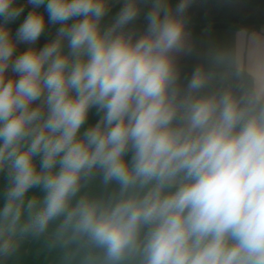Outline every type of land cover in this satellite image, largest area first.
Instances as JSON below:
<instances>
[{"label":"clouds","instance_id":"obj_1","mask_svg":"<svg viewBox=\"0 0 264 264\" xmlns=\"http://www.w3.org/2000/svg\"><path fill=\"white\" fill-rule=\"evenodd\" d=\"M111 2L26 0L13 35L25 6L0 0V264L42 237L78 264H264V79L182 85L193 0H123L104 27ZM96 179L115 188L82 194Z\"/></svg>","mask_w":264,"mask_h":264},{"label":"trees","instance_id":"obj_2","mask_svg":"<svg viewBox=\"0 0 264 264\" xmlns=\"http://www.w3.org/2000/svg\"><path fill=\"white\" fill-rule=\"evenodd\" d=\"M17 3L23 4L25 7L24 12L8 24L10 28L14 29V32L32 10V6L28 5L26 0H17ZM178 3L179 0H170L173 7ZM122 5L121 1L112 0L110 10L103 18L102 24L109 26ZM150 7V3H142L140 5V15L129 25V28L135 29L138 34H142L147 28L148 22L145 19V14L150 10ZM38 11L43 12L47 20L45 6L42 5ZM186 20V29L193 34L192 49H195L202 36V29L205 27L229 26L238 28L247 26L259 29L264 26V0H193L186 13ZM56 25L59 24L48 23L45 31ZM178 66L180 69V82L182 85H186L187 79L191 77L194 68L186 65L183 61H180ZM234 84L238 86L242 84L244 87L249 88L251 79L246 73L241 72V80L238 81L235 78ZM99 118L100 114H97L96 109L93 108L89 113L87 123L84 125V130L94 125ZM6 184V173H0V206L3 204V190ZM114 188L115 185L105 188L100 180L96 179L82 189V194L87 193L93 197H101L108 195ZM32 191L42 195L40 189H33ZM7 264H78V261L65 260L63 250L59 246L49 247V242L42 237L40 239L29 238L24 240L17 254Z\"/></svg>","mask_w":264,"mask_h":264},{"label":"crops","instance_id":"obj_3","mask_svg":"<svg viewBox=\"0 0 264 264\" xmlns=\"http://www.w3.org/2000/svg\"><path fill=\"white\" fill-rule=\"evenodd\" d=\"M56 25L45 31L34 45L37 48L43 47L49 40L54 38ZM102 26L107 27L102 24ZM189 42L193 45V34L190 30ZM14 35V29L11 28ZM32 45L21 43L17 47V54L23 52ZM223 54V62L219 65H210L209 54ZM183 61L186 65L194 69L199 65L211 67L217 79L214 85L221 80L234 84L235 78L241 80V72L246 73L251 79V87L259 80L264 79V26L259 29L252 27L233 28L229 26H213L202 29V36L198 46L190 54L180 55L178 63ZM237 71V73H235ZM240 87H244L242 84Z\"/></svg>","mask_w":264,"mask_h":264},{"label":"rangeland","instance_id":"obj_4","mask_svg":"<svg viewBox=\"0 0 264 264\" xmlns=\"http://www.w3.org/2000/svg\"><path fill=\"white\" fill-rule=\"evenodd\" d=\"M116 1H121L122 3H123V0H116ZM231 83V82H230ZM84 130V126H83V128H82V131Z\"/></svg>","mask_w":264,"mask_h":264},{"label":"water","instance_id":"obj_5","mask_svg":"<svg viewBox=\"0 0 264 264\" xmlns=\"http://www.w3.org/2000/svg\"><path fill=\"white\" fill-rule=\"evenodd\" d=\"M9 27V26H8ZM10 28V27H9ZM10 30H11V28H10Z\"/></svg>","mask_w":264,"mask_h":264}]
</instances>
